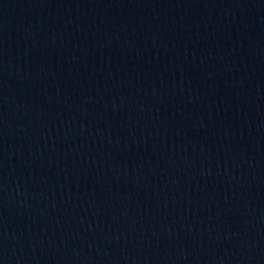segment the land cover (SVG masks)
I'll return each instance as SVG.
<instances>
[{"label":"water","instance_id":"95a60500","mask_svg":"<svg viewBox=\"0 0 264 264\" xmlns=\"http://www.w3.org/2000/svg\"><path fill=\"white\" fill-rule=\"evenodd\" d=\"M0 264H264V0H0Z\"/></svg>","mask_w":264,"mask_h":264}]
</instances>
